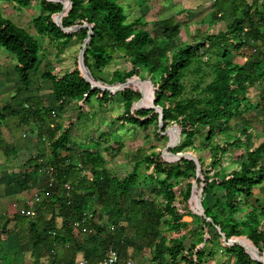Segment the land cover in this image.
I'll list each match as a JSON object with an SVG mask.
<instances>
[{"label": "trees", "instance_id": "1", "mask_svg": "<svg viewBox=\"0 0 264 264\" xmlns=\"http://www.w3.org/2000/svg\"><path fill=\"white\" fill-rule=\"evenodd\" d=\"M34 1L40 12L33 25L39 35L49 37L56 44L58 54L73 42L81 43L80 52L84 41L87 38L88 41L74 68L60 75L50 71L41 73L38 40L0 12V49L14 56V71L19 76L20 85L15 96L29 92L31 76L36 75L52 83L56 109L62 111L65 105L76 104L78 121L83 118L86 106L97 104L106 109L122 102L124 112L115 118L121 129L129 126L147 129L154 125L156 137L167 142L161 152L131 155L128 165L132 166V171L121 179L106 168L101 153L90 147H79L76 156L79 167H90L93 175H104L109 179V192L104 195H109L113 206L118 205L117 213L122 210L130 189L142 180H148L152 191L163 195L165 204L159 209L153 206V213L144 216L143 220L153 217L158 224L164 221L178 235L162 253L168 255L173 264H206L205 257L210 254L206 245L217 241L218 237L225 244L222 251L234 260L233 264H264V208L252 200L253 189L264 183V141L255 148L245 146L240 137L223 145L216 143L217 138L230 131L233 119L243 118L255 109H264V93L255 98L251 96V90L264 81V0H211L207 22L202 20L197 24L196 34L200 37L191 35V42L177 46L174 42L181 37L182 30L173 17L151 23L144 17L129 21L118 4L121 0H0V3L10 2L25 9ZM260 3L262 7L258 8ZM221 21L226 23V29L216 34L206 33L201 28L206 24L212 27ZM148 26L155 28L153 34L147 30ZM246 50L247 61L237 63L234 58ZM116 56L130 67L108 72ZM88 72L95 81L88 78ZM193 75H198V83L192 88L193 95H187L186 80ZM207 77L210 81L203 86ZM107 88L123 90L113 92ZM33 107L24 108L27 119L39 116L41 127L50 129L54 121L49 119L51 109L33 112ZM47 119L50 124H45ZM248 122L246 120L241 134L250 137ZM69 126L62 128L59 134L56 128L46 131L50 135L53 154L47 165L54 167L58 179L56 187L51 189L58 195L54 202L66 221L68 219V231L69 223L89 210H80L81 206L73 198L67 204L63 196V185L73 183L72 176L78 175V169L70 163L74 158L73 124ZM103 136L107 137L106 134ZM176 138L178 144L169 148ZM197 139L202 146L211 149L214 176L204 168L202 158L194 159L186 153V149L196 150L194 142ZM89 143L94 148L100 146L93 139ZM233 148L246 150L239 156L244 161L236 169L226 172L222 160ZM62 153L68 155L62 156ZM36 160H39L38 156ZM41 166L39 164L38 169ZM183 181L187 183L176 195L175 187ZM101 185L99 182L98 186ZM213 186L221 193V198L214 204ZM201 196H204L202 201ZM176 202L193 213L179 214ZM138 203L141 201L132 202L130 206L136 209ZM243 207L247 212L236 219ZM190 215L196 221L200 220V224L195 230L186 232L188 222L183 218ZM120 217L119 214L118 219ZM96 230L94 236L103 238L102 228L96 227ZM183 231L185 234L180 236ZM189 237V246L184 245ZM58 238L57 235L54 245Z\"/></svg>", "mask_w": 264, "mask_h": 264}, {"label": "crops", "instance_id": "2", "mask_svg": "<svg viewBox=\"0 0 264 264\" xmlns=\"http://www.w3.org/2000/svg\"><path fill=\"white\" fill-rule=\"evenodd\" d=\"M261 7L262 3L258 8ZM15 74L18 77L16 72ZM38 78L41 80L40 85L50 90L51 103L47 104L41 100L43 96L41 97L39 92L42 93L43 88L37 86L36 96L25 99V94L29 92H22L19 94L21 98L18 96V109L9 105V109L0 113V264H78L80 261L99 264L111 247L120 256L118 264H128V262L130 264H173L169 256H164L162 253L177 237H173L169 226H166L164 221L158 224L153 217L147 221L145 218L143 220L144 216H150V213H153V206L157 209L162 208L165 204L163 195H157L151 188L148 189L142 180L139 184L143 182L144 186L135 184L122 204V210L117 213L118 205L113 206L108 199L109 195H104L105 192H109V179L104 175L100 177L93 175L90 167L88 169L79 167L80 163L78 164L79 161L75 160L74 152V158L70 163L78 169L76 170L78 175L72 176L73 183L71 181L70 183L74 189L70 195L78 206H81L80 210L81 208L84 209L83 211L89 209L81 214L78 220L93 213L95 222L92 220L88 224L94 226L96 221H100L102 225L96 227L102 228L103 238L94 236L97 234L96 227L95 233H88L73 228L70 222L68 226L70 232L67 230L68 219L66 221L58 204L54 202L58 198L57 192L48 188L47 178L44 173L39 172L40 163L36 160L38 156L39 159L45 160L46 164L52 161L50 135L49 132L42 130L51 132L56 127L50 125V129L47 126L42 128L39 124V116L27 119L24 111L28 105H33V112L37 109L50 108L51 114H58L52 93V83L41 77ZM49 119L53 120V117ZM49 119L45 124H50ZM22 121H25V124ZM32 127L40 130L38 133L34 132L30 130ZM28 130L30 134H27ZM263 130L261 129L262 132ZM56 132L59 134L58 131ZM253 132L251 130L249 133L253 136ZM37 134L39 137L36 136ZM79 149L78 147L77 150L80 151ZM62 156H65V153H62ZM107 169L110 170V168ZM112 173L118 179L123 178L113 171ZM99 182L102 183L101 186H98ZM60 191L63 192V188ZM36 194L39 195L38 200L35 199ZM176 194L179 193L176 192ZM63 196L65 198V192ZM252 200L264 208V183L253 189ZM139 201L141 203H138L140 204L138 208L130 206L132 202ZM176 205L179 207V214L192 212L186 211L184 206L177 202ZM119 214L121 217L118 219ZM184 218L188 222V226L184 229L186 232L195 230L200 224V220L196 221L193 215ZM50 230H53L56 235H50ZM185 231L180 236L185 234ZM57 235L59 238L56 252L53 254ZM190 241L191 238H187L184 245L189 246ZM217 246L222 253L223 243L217 242Z\"/></svg>", "mask_w": 264, "mask_h": 264}, {"label": "rangeland", "instance_id": "3", "mask_svg": "<svg viewBox=\"0 0 264 264\" xmlns=\"http://www.w3.org/2000/svg\"><path fill=\"white\" fill-rule=\"evenodd\" d=\"M118 4L123 7L129 21L144 17L147 23H151L160 19L173 17L175 22L181 25L182 30L181 37L177 38L174 42L175 46L179 43L191 42V35L200 37V34H196L198 32L197 24L202 20L207 22L211 12V0H121ZM0 12L4 17L27 30L38 40L41 46L40 58L42 59L39 72L43 73L50 71L53 74L60 75L74 68L75 62L79 57L81 43L73 42L63 53L58 54L56 44L52 43L49 37L39 35L33 25V20L40 12V7L36 1L25 9H19L10 2H1ZM206 25L201 27L206 33L216 34L226 29V23L223 21L214 24L212 27ZM147 30L153 34L155 28H153V26H148ZM246 56H249L248 50L244 51L242 55L239 54L234 60L237 63L244 64L247 61ZM115 58L114 62L109 66L108 72H112L114 69H126L130 67L124 60H119L117 56ZM15 64L16 60L14 56L5 49H0V113L6 111L4 109L5 106L12 105L14 109H18L19 107V95L15 96L14 94L16 87L19 86V76L17 77L13 69ZM197 76L198 75L190 76V78L186 80L187 95H193L192 88L198 83L196 81ZM31 78V90L29 93L25 94V99L27 97L36 96L38 93L37 86L43 88V86L40 85L41 80H39L36 75H32ZM209 81V77L205 78L203 86ZM261 93H264V81L251 90V96L255 98ZM49 94L50 90L46 88H43L42 93L39 92V95H41V97L43 96L41 100L45 101L47 104L51 103ZM19 98L21 97L19 96ZM84 109V116L78 121V107L74 103H69L62 112L56 109L58 114L53 118L54 121L50 122L52 126L56 127L58 133H60L62 128L70 127L69 124L72 123L71 141L73 143L72 148H74L72 152L75 153V156L80 152L77 150L78 147H83L84 149L90 147L92 150L102 154L103 159L106 160L105 166L110 168L111 172L113 171L121 177L126 176V174L132 171V166L128 165L132 157L131 155L141 153L142 156H145L152 152L158 153L167 145L166 140L156 137L154 125H150L147 129L139 127L133 128L131 126L121 129L118 122L115 121V118L124 112L122 102L110 105V107L106 109L99 108L97 104L86 106ZM256 110L257 109L247 113L243 118L233 119L230 131L217 138L218 141H216V143L223 145L227 141H233L236 137H240L242 142L246 143L245 146L247 147L255 148L260 145L261 141L264 140V130L263 132L261 131V129H264V109L260 108V110ZM246 120L249 121L248 132L253 130V136L250 135V137H247L241 134V130L246 127ZM113 122H116L115 125ZM31 129L37 133L40 130L36 127H32L30 130ZM30 130L27 131V134H30ZM42 131L46 132V129ZM103 134H106L107 137H104ZM36 136L39 137L38 134ZM91 139L98 142L100 146L94 148V145L89 143ZM194 146L196 150L192 148L186 149V153L194 159L202 158L205 162L204 168L210 171V176H214L215 170L211 167V149L207 146H202V142H200L199 139L195 140ZM242 153H246V150H243V148H233L230 152L226 153L222 160L223 169L226 172H231L236 169L243 160L239 158ZM65 155L67 154L65 153ZM75 160H77V158ZM43 163H46V161L43 160ZM144 183L146 187L150 189L148 180H144ZM144 183H138L137 185L144 186ZM185 185L186 181L180 183L179 186L175 187V192L179 193ZM212 197V204L221 198L219 189L214 186L212 188ZM202 200H204V196H201V201ZM246 210L247 209L243 207V211L236 215V219H240L244 212H247ZM183 220H185V218H183ZM171 233L173 237H178L175 232L171 231ZM212 233L214 234L213 230ZM217 242H222L220 237L217 238V241H213L206 245V251L209 250L208 252L210 253L208 257H205V261L207 260L206 264H233V259L227 254H224L223 251L220 253ZM224 246L225 244L223 243L221 248H224ZM207 255L208 254H206V256Z\"/></svg>", "mask_w": 264, "mask_h": 264}, {"label": "built area", "instance_id": "4", "mask_svg": "<svg viewBox=\"0 0 264 264\" xmlns=\"http://www.w3.org/2000/svg\"><path fill=\"white\" fill-rule=\"evenodd\" d=\"M53 118L56 117V114H52L51 115ZM38 162L40 164H42V166L39 168V172H42L45 174L46 178H47V186L48 188H54L56 187V185L58 184V179L56 177V173H55V169L53 166L51 165H47L46 163H43V159H39ZM64 190L66 192V196H65V200L67 204L71 203V192L73 191V186L70 182H66L64 185ZM35 199L38 200L39 199V195L36 194L35 195ZM94 220V214L93 213H89L87 215H85L81 220H75L72 223V227L75 229H81L85 232L88 233H95V227L96 225H102V223L99 221H96L94 226H89L88 222ZM95 222V220H94ZM52 235L55 236L56 233L52 232ZM56 246L57 243H55V250L53 251V254L56 252ZM120 262V256L118 255L117 251L114 248H109L105 255L104 258L101 260V262L99 264H118ZM78 264H88L87 261H80L78 262ZM128 264H130L128 262Z\"/></svg>", "mask_w": 264, "mask_h": 264}, {"label": "water", "instance_id": "5", "mask_svg": "<svg viewBox=\"0 0 264 264\" xmlns=\"http://www.w3.org/2000/svg\"><path fill=\"white\" fill-rule=\"evenodd\" d=\"M65 10H66V6H64V10H63V12H64ZM63 12H62V13H63ZM89 35H90V32H89ZM87 41H88V38L84 41V44L82 45V49H81V51H80V53H79V56H80V55L82 54V52L84 51V49H85V47H86V44H87ZM87 76H88L89 79L95 81V79H94V77L92 76L91 72H88V73H87ZM139 82H140V81H139ZM107 89H109V90H111V91H113V92H117V91H121V90H123V89H118V88H107ZM133 106H135V104H134ZM161 124H162V121H160L159 125H161ZM177 144H178V139L176 138L175 142H174L172 145H170L169 148L175 147ZM181 156H182V155H181ZM182 157H183V156H182ZM255 249H256V248H255ZM257 253L259 254V250H257Z\"/></svg>", "mask_w": 264, "mask_h": 264}]
</instances>
